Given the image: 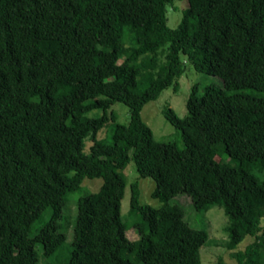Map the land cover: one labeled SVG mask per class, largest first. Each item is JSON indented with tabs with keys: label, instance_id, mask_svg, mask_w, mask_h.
Returning <instances> with one entry per match:
<instances>
[{
	"label": "trees",
	"instance_id": "16d2710c",
	"mask_svg": "<svg viewBox=\"0 0 264 264\" xmlns=\"http://www.w3.org/2000/svg\"><path fill=\"white\" fill-rule=\"evenodd\" d=\"M174 1L0 0V264H51L85 179L102 183L74 203L66 264H200L208 234L177 197L194 213L221 208L230 249L253 238L233 264H264V180L253 174L264 171V0H186L188 40L167 27ZM187 63L222 87L193 86L183 118L163 111L179 147L156 141L140 112L178 90ZM129 162L160 202L140 204L130 185L134 241L120 212Z\"/></svg>",
	"mask_w": 264,
	"mask_h": 264
},
{
	"label": "rangeland",
	"instance_id": "374dc122",
	"mask_svg": "<svg viewBox=\"0 0 264 264\" xmlns=\"http://www.w3.org/2000/svg\"><path fill=\"white\" fill-rule=\"evenodd\" d=\"M187 8L186 0H176L171 6H167L166 18L167 27L175 31L177 36L184 39L185 33L180 29L182 15L184 10ZM187 37V36H186ZM188 40V37H187ZM179 87L176 92L173 91L172 87L163 90L156 100L147 103L143 106L140 115L143 122L150 128L153 137L158 142H172L176 143L181 147L179 133L165 120L163 111L166 108L173 110L178 118H183L186 115V100L190 94L191 88L196 86L198 90L202 91L206 86H214L221 88V81L216 77L206 76L200 74L194 70L190 64H185L184 73L178 79ZM110 111L116 115V123L121 125L129 124V110L121 103H114L111 106ZM108 112V114L110 113ZM103 112L100 110H94L87 113V117H100ZM109 117V116H108ZM111 120L109 119L101 129L98 131L95 137V141L105 139L110 134ZM91 144L89 140L84 141L83 150L88 152V147ZM218 160V158H217ZM226 162L228 161L225 159ZM233 165L234 163H230ZM123 174L126 179V186L124 189L123 199L121 200V217L123 223L127 225L126 236L130 241L137 239L136 234L131 229L130 223L132 218L128 214L129 210V198H130V185L137 183L139 190V202L142 205H147L152 208H158L160 202L151 197L154 191L155 184L148 178H140L136 172L134 164L129 162L123 169ZM255 178L258 181L264 180L263 172H254ZM102 181L101 179H85L81 188L82 191L70 194L68 197V203L64 210V219L62 225L64 226V233L66 235L65 243L62 246L61 251L50 258L51 264H66L65 256L67 254L68 245L71 241V226L74 220V203L81 195L86 193H95ZM178 198V200H177ZM175 198L177 202L181 204L184 209L185 217L184 220L188 224L196 229H204L208 234V239L205 244L200 248V264H233L235 259L233 255L238 251H243L247 245L253 242V238L246 237L235 249L228 247V233L227 218L223 213V210L217 206L211 207L206 212L194 213L189 208V201L184 197ZM175 200L173 202H176ZM47 219L45 216L41 219L40 223H43ZM264 226V221L262 222Z\"/></svg>",
	"mask_w": 264,
	"mask_h": 264
}]
</instances>
